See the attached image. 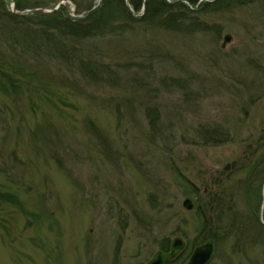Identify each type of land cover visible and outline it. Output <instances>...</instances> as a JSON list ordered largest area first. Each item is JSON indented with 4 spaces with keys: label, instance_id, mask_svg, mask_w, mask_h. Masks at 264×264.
<instances>
[{
    "label": "rangeland",
    "instance_id": "374dc122",
    "mask_svg": "<svg viewBox=\"0 0 264 264\" xmlns=\"http://www.w3.org/2000/svg\"><path fill=\"white\" fill-rule=\"evenodd\" d=\"M19 1L73 17L101 2ZM181 2L204 30L145 25L144 4L75 45L85 72L0 32V264H147L178 237L213 242L210 264H264L261 228L232 218L258 208L264 225V178L247 182L264 156V0Z\"/></svg>",
    "mask_w": 264,
    "mask_h": 264
},
{
    "label": "trees",
    "instance_id": "16d2710c",
    "mask_svg": "<svg viewBox=\"0 0 264 264\" xmlns=\"http://www.w3.org/2000/svg\"><path fill=\"white\" fill-rule=\"evenodd\" d=\"M17 7L20 10H25L31 8V6H27L24 2H20L19 0H13ZM133 9L138 13L142 9V5L144 6V13L147 18L144 19L143 24H149L150 20L157 22L156 20L163 16V14L168 13L169 18H167L165 23L160 21L159 24L161 27L169 29L171 31H184L186 32L187 28H182L180 23L187 24L188 28L192 26L193 30L199 29L204 30V25L199 23L200 21L195 19L193 16V11L189 9L184 3L181 1H187L192 6H195L199 0H171V3H167L166 0H129ZM213 2V6L218 3L219 0H206ZM6 1L0 0V32L4 39H6L7 43L14 49H21L23 53L26 54H39L44 55L50 60L64 62L66 64H70L73 62H77L82 66V71H87L86 62L83 59H78V54L75 49V45L79 44V42L87 41L90 39L103 37L107 34L114 33L117 31V28L114 29L113 23L117 20H121L124 22L131 21L134 23L136 21H140L141 18H138L128 11L125 6L124 0H103L102 6L93 13H90L83 17L82 19H74L63 13H66V8H61L58 12L39 16L38 14H32L28 16H18L12 14L8 10H4L1 12V7H6ZM23 4V5H22ZM208 4H204L200 13H203L204 7L212 6ZM36 6H32V8ZM83 10H78V14H81ZM126 19H121V17ZM160 20V18H159ZM178 21V22H177ZM2 24V25H1ZM9 27H7V26ZM199 25L198 27H196ZM123 27L126 24L122 25ZM122 27V28H123ZM118 27V29H122ZM71 42H74V47L69 45ZM89 73L92 74L93 71L89 70ZM12 83V79L10 77H4ZM221 137V136H220ZM220 137H214V140L219 144L221 141ZM219 141V142H218ZM254 176L250 174V178L247 179L248 185L253 186V182L258 185H262L264 178V156L261 159V163H259L253 168ZM249 181L252 183L249 184ZM246 182V183H247ZM195 197L198 198V194L195 192L192 193ZM214 199L211 200L210 203H206V207L210 209H218L215 207L217 204L219 207V213L221 214V221L224 219L222 214V209L219 205L218 194H214ZM218 201V202H217ZM233 206V202H232ZM230 210L233 208L229 206ZM200 208L198 207V213ZM252 210V207H251ZM241 215L240 220L236 224V228L238 233L247 232L246 228L250 230L252 227L251 224L258 222L255 218L258 217V208L254 209V212L248 213L247 215ZM249 217L251 220L248 221ZM203 221V225L207 226L209 222L206 218L201 216ZM248 219V220H246ZM243 229V231L241 230ZM252 231H249L251 234ZM170 249V243H163L160 246V250L168 252ZM191 246L186 249L183 255L175 262L182 264L186 258L190 256ZM185 258V259H184Z\"/></svg>",
    "mask_w": 264,
    "mask_h": 264
},
{
    "label": "water",
    "instance_id": "95a60500",
    "mask_svg": "<svg viewBox=\"0 0 264 264\" xmlns=\"http://www.w3.org/2000/svg\"><path fill=\"white\" fill-rule=\"evenodd\" d=\"M231 37L225 36L224 37V44L230 43ZM194 201L192 199H188L183 204V207L185 210L190 211L194 207ZM185 243L182 239L176 238L171 245V249L169 253L164 252H157L152 260H150L147 264H167L173 260H175L177 257L181 255V253L185 250ZM213 255V245L212 244H205L200 247H197L189 262L187 264H207L211 257Z\"/></svg>",
    "mask_w": 264,
    "mask_h": 264
},
{
    "label": "bare ground",
    "instance_id": "6f19581e",
    "mask_svg": "<svg viewBox=\"0 0 264 264\" xmlns=\"http://www.w3.org/2000/svg\"><path fill=\"white\" fill-rule=\"evenodd\" d=\"M12 2H13V0H11ZM7 2V1H6ZM9 2V1H8ZM7 2V3H8ZM102 3H103V0H101V2L99 3V4H96V6H90V7H87V8H85V9H82V8H78L76 11L75 10H73V12L75 11V14L77 15V17H75V19H82L83 17H85V14H86V12H87V14L86 15H88L90 12H92V11H96V9L95 8H100L101 6H102ZM124 3H125V6H126V8L128 9V11L130 12V14H132V15H135L137 12L133 9V7L131 6V4H130V1L129 0H124ZM13 4L14 5H16L15 7H16V10L17 11H19V12H22V11H26V10H28V9H25V10H20L19 9V7H17V4L15 3V2H13ZM59 6H63V3H59ZM46 7L47 6H44V8H43V10L44 9H46ZM61 8H63V7H59L58 8V10H60ZM78 10H83V12L81 13V14H78ZM61 11V10H60ZM59 11V12H60ZM63 14H65V15H67V16H69V17H73V16H71V11H70V9H67L66 10V13H63ZM82 15H84L83 17H82ZM218 194V193H217ZM218 196H219V198H221V197H223V196H226L227 197V195H225V194H218ZM225 199V198H224ZM227 200V202H225L224 200H220L219 202L221 203V204H225V203H227L228 205H230V201H229V199L227 198L226 199ZM194 202H195V200H193ZM196 203V202H195ZM209 205V204H208ZM227 208H228V206H227ZM225 211L226 212H232L233 210H229V211H227V209H225ZM253 211H250L249 213H252ZM236 213V212H235ZM261 215L259 214L258 215V217L256 218L257 220H258V222L257 221H255V223H253V224H251L252 225V227L250 228V231H253V230H256L257 228L258 229H260L261 228V231L259 232V236H260V238H262V240H264V225H263V223L261 222V217H260ZM253 217V216H252ZM232 218H233V220H234V222H238L239 220H240V218H241V215H239V214H235V215H233L232 216ZM242 231H243V229H241ZM243 234H245V235H247L245 232H243ZM179 239H180V237H178ZM176 239V238H175ZM163 252H165V251H163ZM166 253V252H165ZM212 260V259H211ZM211 260L207 263V264H210V262H211Z\"/></svg>",
    "mask_w": 264,
    "mask_h": 264
},
{
    "label": "flooded vegetation",
    "instance_id": "af4514ba",
    "mask_svg": "<svg viewBox=\"0 0 264 264\" xmlns=\"http://www.w3.org/2000/svg\"><path fill=\"white\" fill-rule=\"evenodd\" d=\"M213 246H214V251H215V245H214V243H213ZM186 249H187V244H186ZM186 249H185V251H186Z\"/></svg>",
    "mask_w": 264,
    "mask_h": 264
}]
</instances>
